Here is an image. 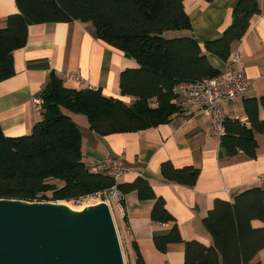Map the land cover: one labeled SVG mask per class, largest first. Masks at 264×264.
<instances>
[{
	"label": "trees",
	"instance_id": "trees-1",
	"mask_svg": "<svg viewBox=\"0 0 264 264\" xmlns=\"http://www.w3.org/2000/svg\"><path fill=\"white\" fill-rule=\"evenodd\" d=\"M186 0H16L19 11L11 13L0 28V81L14 74L13 53L28 41L30 24L79 20L91 22L94 35L133 58L137 66L120 74L123 96L105 95L101 89L65 86L55 73L44 98L43 118L26 135L9 136L0 123V198L77 201L96 191L117 185L125 194L136 191L140 199H152L153 220L171 223L167 230L154 233L156 248L167 251L171 243L184 242L182 264H262L258 253L264 248V189L253 187L233 201L217 198L204 219L213 238L206 246L197 240L185 241L176 217L166 207L148 179L117 182L102 172L92 171L83 160L82 132L63 108L88 117L90 128L106 135L137 131L167 123L181 110L173 93L174 85L218 75L221 70L209 58L215 54L226 60L232 44L248 31L260 13L258 0H237L233 22L217 38L202 44L190 35L165 36V32L191 28ZM213 1V0H207ZM247 123L228 117L221 144L230 156L242 150L257 156L256 132L264 134V95L247 97ZM168 181L194 186L201 170L193 165L176 167L172 161L160 166ZM63 182V183H61ZM50 195L48 196V194ZM137 264H147L137 242L133 243Z\"/></svg>",
	"mask_w": 264,
	"mask_h": 264
},
{
	"label": "crops",
	"instance_id": "crops-1",
	"mask_svg": "<svg viewBox=\"0 0 264 264\" xmlns=\"http://www.w3.org/2000/svg\"><path fill=\"white\" fill-rule=\"evenodd\" d=\"M237 0H186V10L191 28L171 30L170 37L190 35L201 44L219 37L234 18ZM260 13L239 41L232 44L238 51L252 85L243 95L224 104L230 118L248 122L244 99L264 95V0H258ZM19 11L16 0H0V28L7 17ZM165 32V33H167ZM212 63L221 71L225 60L209 54ZM14 74L0 81V123L9 136L31 133L42 120V110L34 107L33 97L41 96L47 88L51 73L58 75L65 86L101 89L105 95L123 96L120 74L137 66L133 58L107 44L94 35L91 22L79 20L30 24L28 41L13 53ZM69 73L81 74L85 80L78 84ZM181 97L176 99L180 105ZM82 132L83 160L90 167L107 154L121 158L129 170L119 179L120 183L133 182L138 176L148 179L156 194L166 201V207L176 217L182 238L197 240L206 246L213 244L204 219L214 207L217 198L233 201L239 193L262 187L257 177L264 173V134L256 132L257 156L248 157L242 150L230 156L224 150L222 137L211 131L212 118L198 110H181L167 123L137 131L114 132L106 135L90 128L86 115L63 108ZM260 115L264 118V108ZM170 160L176 167L193 165L201 173L194 186L168 181L160 171L164 161ZM63 183V182H61ZM152 199H140L137 192L125 194L121 210L120 237L130 257L136 253L137 242L147 264H182L185 261L184 242L171 243L165 252L159 251L153 241L154 233L167 230L171 223L161 224L152 219ZM254 227H264V221L255 219ZM264 264V248L258 253Z\"/></svg>",
	"mask_w": 264,
	"mask_h": 264
},
{
	"label": "water",
	"instance_id": "water-1",
	"mask_svg": "<svg viewBox=\"0 0 264 264\" xmlns=\"http://www.w3.org/2000/svg\"><path fill=\"white\" fill-rule=\"evenodd\" d=\"M0 264H126L108 202L0 198Z\"/></svg>",
	"mask_w": 264,
	"mask_h": 264
},
{
	"label": "built area",
	"instance_id": "built-area-1",
	"mask_svg": "<svg viewBox=\"0 0 264 264\" xmlns=\"http://www.w3.org/2000/svg\"><path fill=\"white\" fill-rule=\"evenodd\" d=\"M225 70L213 77H204L194 81L181 82L172 88L173 93L181 97L180 105L186 110H198L212 118L211 131L222 137L226 132V120L228 115L224 104L233 101L243 95L252 85V79L248 77L241 55L238 51H231L225 60ZM68 77L81 84L85 78L78 73H69ZM90 89H94L89 86ZM34 107L42 110L44 98L33 97ZM94 172H102L113 177L117 182L125 172L129 170L127 164L121 159L107 154L89 167ZM259 183L264 184V173L258 175ZM83 198L92 199L93 202L106 201L112 212L113 206L121 205L123 193L117 187L96 191ZM166 224V223H164Z\"/></svg>",
	"mask_w": 264,
	"mask_h": 264
},
{
	"label": "rangeland",
	"instance_id": "rangeland-1",
	"mask_svg": "<svg viewBox=\"0 0 264 264\" xmlns=\"http://www.w3.org/2000/svg\"><path fill=\"white\" fill-rule=\"evenodd\" d=\"M170 35H171V32L165 33V36H167V37H170ZM49 195H50V193L48 194V196ZM67 203L72 205L75 208H82V207H84L86 205L95 204V202H93L92 199H88V198H81L80 200L72 201V202L67 201ZM113 214H114L117 226H118V230L120 231V224H122L121 223L122 218H121L120 207L114 205L113 206ZM121 242H122V245H123V250H124L126 264H135L134 257L133 256L130 257L129 251H127L126 247L124 246V242L122 241V238H121Z\"/></svg>",
	"mask_w": 264,
	"mask_h": 264
},
{
	"label": "bare ground",
	"instance_id": "bare-ground-1",
	"mask_svg": "<svg viewBox=\"0 0 264 264\" xmlns=\"http://www.w3.org/2000/svg\"><path fill=\"white\" fill-rule=\"evenodd\" d=\"M70 205V204H69ZM72 206V205H71ZM73 207V206H72ZM73 208H75V207H73ZM83 208V207H82ZM82 208H77V209H82Z\"/></svg>",
	"mask_w": 264,
	"mask_h": 264
}]
</instances>
